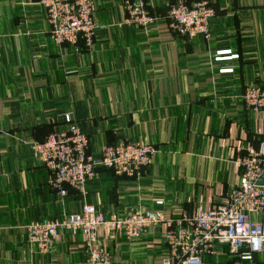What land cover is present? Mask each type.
<instances>
[{"label": "crops", "instance_id": "obj_1", "mask_svg": "<svg viewBox=\"0 0 264 264\" xmlns=\"http://www.w3.org/2000/svg\"><path fill=\"white\" fill-rule=\"evenodd\" d=\"M128 1L94 0L100 29L87 46L56 44L39 0H0V264H84L80 235L59 234L42 255L26 234L28 224L84 204L110 219L147 209L173 217L221 201L239 179L237 158L264 136V111L243 101L248 85L264 87V0H206L209 37L191 40L168 29L176 0H144L156 19L146 30L124 25ZM66 114L92 155L143 142L156 150L152 163L137 179L98 168L85 195L60 197L31 144L66 129ZM162 231L129 242L102 228L96 245L111 264H162ZM256 259L264 264V255ZM204 264L235 261L220 255Z\"/></svg>", "mask_w": 264, "mask_h": 264}, {"label": "built area", "instance_id": "obj_2", "mask_svg": "<svg viewBox=\"0 0 264 264\" xmlns=\"http://www.w3.org/2000/svg\"><path fill=\"white\" fill-rule=\"evenodd\" d=\"M39 4L45 9L50 37L58 45H76L82 39L88 46L100 29L94 0H39ZM125 8L126 26L146 30L156 20L146 10L144 0L128 1ZM213 16L214 9L206 0H176L166 11L170 32L187 40L197 36L207 39ZM243 101L253 112H263L264 87L248 85ZM64 122L66 129L31 144L34 158L49 172L48 188L62 198L69 189L85 195L98 168L137 179L152 163L156 150L143 142L104 145L94 156L89 153L87 136L69 114ZM236 166L237 183L225 199L210 206L197 204L173 217L160 209H147L106 219L93 204H84L75 214L28 224V243L45 255L52 251L59 234L80 235L87 255L84 264H111L110 254L96 245L102 228L120 233L129 242L150 228H159L163 229L166 247L162 264H204L206 257L220 255L233 259L235 264H260L256 257L264 255V136L257 148L249 145L245 149ZM162 204L155 202L157 207Z\"/></svg>", "mask_w": 264, "mask_h": 264}, {"label": "trees", "instance_id": "obj_3", "mask_svg": "<svg viewBox=\"0 0 264 264\" xmlns=\"http://www.w3.org/2000/svg\"><path fill=\"white\" fill-rule=\"evenodd\" d=\"M42 142V141H41Z\"/></svg>", "mask_w": 264, "mask_h": 264}]
</instances>
